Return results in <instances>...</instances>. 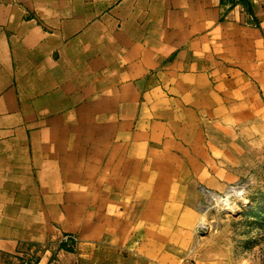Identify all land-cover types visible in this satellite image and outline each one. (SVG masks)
Wrapping results in <instances>:
<instances>
[{
  "label": "crops",
  "instance_id": "crops-1",
  "mask_svg": "<svg viewBox=\"0 0 264 264\" xmlns=\"http://www.w3.org/2000/svg\"><path fill=\"white\" fill-rule=\"evenodd\" d=\"M252 98L264 0H0V264H234L191 168Z\"/></svg>",
  "mask_w": 264,
  "mask_h": 264
},
{
  "label": "rangeland",
  "instance_id": "rangeland-1",
  "mask_svg": "<svg viewBox=\"0 0 264 264\" xmlns=\"http://www.w3.org/2000/svg\"><path fill=\"white\" fill-rule=\"evenodd\" d=\"M251 102L205 116L198 147L204 171L191 168L204 176L199 234L209 224L234 264H264V106Z\"/></svg>",
  "mask_w": 264,
  "mask_h": 264
},
{
  "label": "built area",
  "instance_id": "built-area-1",
  "mask_svg": "<svg viewBox=\"0 0 264 264\" xmlns=\"http://www.w3.org/2000/svg\"><path fill=\"white\" fill-rule=\"evenodd\" d=\"M69 236H65L66 241L68 240Z\"/></svg>",
  "mask_w": 264,
  "mask_h": 264
},
{
  "label": "bare ground",
  "instance_id": "bare-ground-1",
  "mask_svg": "<svg viewBox=\"0 0 264 264\" xmlns=\"http://www.w3.org/2000/svg\"><path fill=\"white\" fill-rule=\"evenodd\" d=\"M201 223V222H200ZM201 225H202V223H201ZM204 225V224H203ZM202 225V227L204 228V226Z\"/></svg>",
  "mask_w": 264,
  "mask_h": 264
},
{
  "label": "clouds",
  "instance_id": "clouds-1",
  "mask_svg": "<svg viewBox=\"0 0 264 264\" xmlns=\"http://www.w3.org/2000/svg\"><path fill=\"white\" fill-rule=\"evenodd\" d=\"M245 264H248V262H247V261H245Z\"/></svg>",
  "mask_w": 264,
  "mask_h": 264
}]
</instances>
